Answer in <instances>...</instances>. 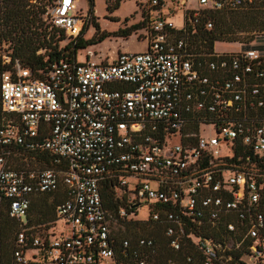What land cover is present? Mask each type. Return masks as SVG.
I'll return each mask as SVG.
<instances>
[{
    "label": "built area",
    "instance_id": "1",
    "mask_svg": "<svg viewBox=\"0 0 264 264\" xmlns=\"http://www.w3.org/2000/svg\"><path fill=\"white\" fill-rule=\"evenodd\" d=\"M180 1L165 13L148 1L143 52L97 62L87 51L41 77L15 59L1 73L0 201L20 225L16 264H264V37L232 53L188 40L200 10L264 0H199L178 26L168 15ZM75 10L52 0L42 19L75 39L91 22ZM18 149L47 152L50 166L13 168ZM58 191L54 230L28 225L34 197ZM145 204L168 245L193 254L159 262L152 237L118 231Z\"/></svg>",
    "mask_w": 264,
    "mask_h": 264
},
{
    "label": "trees",
    "instance_id": "2",
    "mask_svg": "<svg viewBox=\"0 0 264 264\" xmlns=\"http://www.w3.org/2000/svg\"><path fill=\"white\" fill-rule=\"evenodd\" d=\"M51 1L48 0L49 3ZM121 1L115 0L113 3H110L109 0H105L106 11L112 13L119 7ZM87 2L89 5L88 11H91L94 0H87ZM45 5L46 3H42V0H0V40L8 43V48L10 49V52L5 54L10 57L9 62H3L2 54H0V75L3 71H12L14 60L17 59L22 67L28 68L32 72L34 77H41L58 61L79 60L77 58V50L101 42L110 36V34L103 31L94 37L83 38L81 35L72 39L66 36L60 29L49 26V24L43 21L42 13L45 11ZM192 13V10L187 11L186 17H192ZM108 18L113 21H119L115 16H109ZM208 20L212 22L211 28L205 27ZM143 22H138L123 28L122 33L118 35L123 37L130 36L134 31L143 27ZM90 23H93L96 29H98L99 25L97 22L92 21ZM194 28L196 33L193 35L189 34L188 40L197 47H206L208 50H213L214 43L219 41H238V38L242 36L241 33H245L242 38L246 41V43L241 44L250 45L255 41L253 39L256 34L264 35V6L255 3L237 9H202L199 11ZM86 30L87 26L82 29V34ZM64 36L69 38V42L63 47H59V41L63 40ZM7 119V116L1 110L0 104V126L5 124ZM21 150H17V154L12 158L13 160L15 159L17 161L18 157L27 156L31 160L35 159L40 161L44 166H50L49 154L47 152L37 151L30 153ZM13 160L11 162L13 168L30 167L21 166L20 164L15 165L13 164ZM261 167L264 168V163L261 164ZM63 193V191H58L53 194L44 193L34 197L27 217L28 225L54 220L55 205L63 197ZM50 195L56 196L55 202L47 203V201L41 200V198H46ZM102 195L104 204L109 209L117 210L123 204L119 200H114L113 191L107 184H104L102 187ZM37 198L38 200L34 201ZM32 211L35 213L34 217L30 215ZM130 222L128 221V223ZM132 222L134 224L136 223V221ZM19 229V222L9 216L6 205L1 200L0 264H16L13 253L16 248V236ZM151 233L156 244L159 262L165 261L169 257L183 258L184 254L194 253L190 245H183L179 250L172 249L168 245L166 238L163 239L159 230ZM136 237H131V239Z\"/></svg>",
    "mask_w": 264,
    "mask_h": 264
},
{
    "label": "rangeland",
    "instance_id": "3",
    "mask_svg": "<svg viewBox=\"0 0 264 264\" xmlns=\"http://www.w3.org/2000/svg\"><path fill=\"white\" fill-rule=\"evenodd\" d=\"M115 0H109L110 3H113ZM148 1L149 0H122L120 2L119 7L114 10L112 13H108L106 11V3L105 0H94V5L91 11H88V2L87 0H75L76 10L75 12L78 13H88L91 16V22L95 21L98 23V29L93 25V23L89 24L87 26V30L85 33H83V38H90L94 37L99 33H102L103 31L110 34V36L106 37L101 42H98L96 44L88 45L85 48L77 50V58L82 61L84 60V57L86 55L87 51H91L92 54L90 55V59L101 62L103 60L112 61L115 56H117L118 53H137V52H143L147 49L148 42L147 38L145 37V28L147 26V21L145 20V15L148 7ZM165 1L164 6L162 7V11H165L166 8L172 7L173 2L172 0H163ZM45 2V10L49 6L48 0H42V3ZM189 5H185L184 3H180L175 8V13L171 18L173 19L174 23L178 26L182 25L184 22V12L185 9H198L201 7L199 4V0H190ZM43 14V13H42ZM109 16H115L119 19V21H113L109 19ZM144 21V22H143ZM143 22V27L134 31L130 36L123 37L119 36L118 34L122 33V29L129 27L132 24ZM241 37L238 38V41L234 42H225V41H219L217 43H214L213 49L216 52L219 53H232L237 52L241 50L242 48H246L247 46L241 44L246 43L245 39L242 38L245 33H241ZM264 35L263 34H256L254 39L255 41L259 42L262 41ZM69 42V38L64 36V39L59 41L58 46L63 47L66 43ZM8 43H6L4 40H0V54L4 55L10 52V49L8 48ZM252 45H255V43H252ZM43 51V50H41ZM13 158V157H12ZM10 160V164L12 162V159ZM13 164L21 166H30V167H43L44 165L35 159H30L27 156H20L18 157V160H13ZM56 196L50 195L46 198H41L43 201H47V203H53L55 202ZM35 199L34 201H37ZM30 215L32 217L35 216V213L32 211L30 212ZM148 216V209L147 205H142L139 208V212L137 216L126 219L124 222L117 223L116 227L118 228V231L122 233V235L127 237H136V236H148L153 237L152 233L153 231L159 230L161 236L163 239H165L163 228L162 226L157 223L153 222L149 219H146ZM128 221H131L128 223ZM132 221H136L134 224ZM46 228L49 230H54L52 224H48L45 222ZM41 224V223H38ZM37 225V224H36ZM132 226H134L132 228ZM64 223L63 221H59L57 224V230L60 231L63 229ZM135 233V235H134Z\"/></svg>",
    "mask_w": 264,
    "mask_h": 264
},
{
    "label": "crops",
    "instance_id": "4",
    "mask_svg": "<svg viewBox=\"0 0 264 264\" xmlns=\"http://www.w3.org/2000/svg\"><path fill=\"white\" fill-rule=\"evenodd\" d=\"M162 1H163V0H162ZM163 2L165 3V1H163ZM189 4H190V2H188V3H187V5H189ZM169 9H170V8H169ZM166 10H167V8H166ZM166 10H165V11H163V13H165V12H166ZM174 13H175V12H174ZM174 13H173V14H171V15H168V18H169L170 20H172V21H173V19L171 18V16H173V15H174ZM173 22H174V21H173ZM216 43H217V42H216ZM115 57H116V56H115ZM115 57H114V58H115ZM114 58H113V59H114Z\"/></svg>",
    "mask_w": 264,
    "mask_h": 264
},
{
    "label": "water",
    "instance_id": "5",
    "mask_svg": "<svg viewBox=\"0 0 264 264\" xmlns=\"http://www.w3.org/2000/svg\"><path fill=\"white\" fill-rule=\"evenodd\" d=\"M138 205H140V203H135V204L131 205V207L134 208V207H137Z\"/></svg>",
    "mask_w": 264,
    "mask_h": 264
}]
</instances>
